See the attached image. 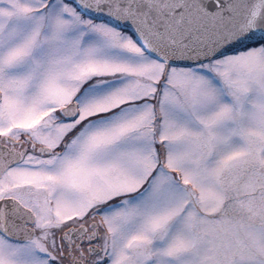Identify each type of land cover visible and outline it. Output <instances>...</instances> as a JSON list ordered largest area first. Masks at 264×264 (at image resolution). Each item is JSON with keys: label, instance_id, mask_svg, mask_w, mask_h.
Instances as JSON below:
<instances>
[{"label": "snow or ice", "instance_id": "snow-or-ice-1", "mask_svg": "<svg viewBox=\"0 0 264 264\" xmlns=\"http://www.w3.org/2000/svg\"><path fill=\"white\" fill-rule=\"evenodd\" d=\"M0 264H264V0H0Z\"/></svg>", "mask_w": 264, "mask_h": 264}]
</instances>
